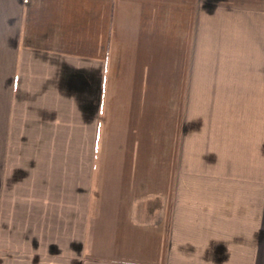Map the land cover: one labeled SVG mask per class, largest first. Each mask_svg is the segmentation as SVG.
Wrapping results in <instances>:
<instances>
[{"label":"crops","instance_id":"1","mask_svg":"<svg viewBox=\"0 0 264 264\" xmlns=\"http://www.w3.org/2000/svg\"><path fill=\"white\" fill-rule=\"evenodd\" d=\"M0 264H264V0H0Z\"/></svg>","mask_w":264,"mask_h":264}]
</instances>
